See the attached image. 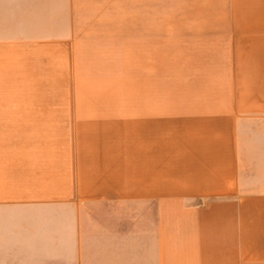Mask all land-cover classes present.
I'll list each match as a JSON object with an SVG mask.
<instances>
[{"label": "crops", "instance_id": "1", "mask_svg": "<svg viewBox=\"0 0 264 264\" xmlns=\"http://www.w3.org/2000/svg\"><path fill=\"white\" fill-rule=\"evenodd\" d=\"M162 1L17 0L9 38L0 0V242L47 264H264V129L239 126L264 114V0Z\"/></svg>", "mask_w": 264, "mask_h": 264}, {"label": "rangeland", "instance_id": "2", "mask_svg": "<svg viewBox=\"0 0 264 264\" xmlns=\"http://www.w3.org/2000/svg\"><path fill=\"white\" fill-rule=\"evenodd\" d=\"M8 3V16H9V33L8 36L9 38H19L23 35H26L27 33L24 32V30L21 28L22 25H17L14 21L16 20V3L17 0H7ZM21 6L19 9L20 11H26L28 10V8L26 7L27 4L30 3V0H20ZM162 3H166L168 6L164 7V8H158V7H153L152 8V12L153 14L155 13V11H157L155 14H169V15H190L192 14L193 10H197V6L196 4H200L198 3V0H163ZM224 1H221L219 4H223ZM218 8V6H217ZM216 8V9H217ZM195 13V12H193ZM24 15H21L20 19L24 21V19H26V17L24 18ZM163 25H166V29H167V34L168 36L171 37H175L178 35H181L182 32L186 31L187 28L190 27H196L198 24L195 23H168V24H159V23H152L153 26V30L154 32H159L160 28H163ZM203 25V24H200ZM208 26H215L217 27V30H223L226 29V31H228L229 27L230 28H235L238 27L239 23H222V24H206ZM224 37L227 38V34H223ZM230 38L232 37L229 36ZM169 47L172 45L174 46V43H168ZM219 47H217V51H216V66L220 68H223L224 66H222V62L226 60V58H228V54H226V51L224 52L225 48V44L222 42L221 44H218ZM225 53V54H224ZM93 55V51L89 53V55ZM78 58L79 56L81 57V55L77 54ZM175 55L174 54H169V60L170 59H174ZM81 58H79V62L80 63ZM227 62V60H226ZM171 67V66H169ZM219 70L217 71L218 74ZM172 74H176V72H169ZM221 74V71H220ZM224 74H227L226 72ZM213 94L217 97V96H221V91L218 89H215L213 91ZM183 109V110H187L189 111V109L183 104H181L180 106L174 105V106H170L169 109ZM197 109V107H191V111H193V109ZM239 126L245 127V128H251V129H259V130H263L264 129V114L261 116H248L246 119H242L239 121ZM204 125V124H202ZM5 213L0 214V223L3 222V224H6L5 218L7 217V220H11L9 215H7V211L4 210ZM30 242H0V264H47L45 261H43L44 259H46V255L45 254H41L39 251H36V254L31 255L32 251L28 248H26L25 244H28ZM38 249V247H37ZM27 260H36L34 262L31 261H27Z\"/></svg>", "mask_w": 264, "mask_h": 264}]
</instances>
